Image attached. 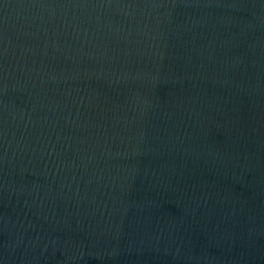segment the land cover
<instances>
[{
  "label": "water",
  "instance_id": "1",
  "mask_svg": "<svg viewBox=\"0 0 264 264\" xmlns=\"http://www.w3.org/2000/svg\"><path fill=\"white\" fill-rule=\"evenodd\" d=\"M0 264H264V0H0Z\"/></svg>",
  "mask_w": 264,
  "mask_h": 264
}]
</instances>
